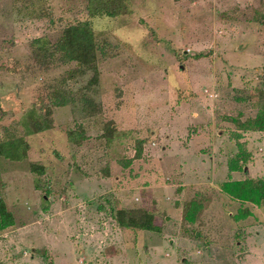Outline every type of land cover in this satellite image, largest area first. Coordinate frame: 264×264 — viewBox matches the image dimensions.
<instances>
[{
  "label": "rangeland",
  "instance_id": "1",
  "mask_svg": "<svg viewBox=\"0 0 264 264\" xmlns=\"http://www.w3.org/2000/svg\"><path fill=\"white\" fill-rule=\"evenodd\" d=\"M86 4L0 0V142L28 146L0 156V264H264V205L220 192L264 183V132L237 124L264 112V0H131L118 20ZM81 21L95 51L38 53ZM122 207L158 230L120 229Z\"/></svg>",
  "mask_w": 264,
  "mask_h": 264
},
{
  "label": "trees",
  "instance_id": "2",
  "mask_svg": "<svg viewBox=\"0 0 264 264\" xmlns=\"http://www.w3.org/2000/svg\"><path fill=\"white\" fill-rule=\"evenodd\" d=\"M131 0H87L86 9L88 18L95 17H107L115 20L120 19L121 16H127L131 14ZM98 34L95 32L88 21H81L75 24H69L65 27L61 35L53 43H49L46 38H38L34 45L36 50L41 56L53 57L54 54L58 55V60L63 63L74 61V44L83 43L85 47H89L91 44L94 47L95 38ZM95 51V47H94ZM37 53V54H38ZM85 65L78 61L74 71L81 72ZM88 67H92L95 74L97 73V67L94 64L88 63ZM97 75H95L96 77ZM54 105L58 106V103ZM242 129H249L255 132H264V112L257 114L253 120L247 122H237ZM111 129L109 126L104 128L105 137H111ZM84 132H77L75 130H68L66 133V139L69 143L78 145L84 139ZM28 150L26 142L22 139L13 138L0 142V156L12 160H20L21 154ZM244 159V158H243ZM238 160H232L236 166ZM237 167V166H236ZM32 171L41 173L44 168L39 164H31ZM234 169L231 167V170ZM221 193H225L230 198L247 202L252 205L262 206L264 205V183L262 180H254L251 178H245L243 180L231 181L222 183L220 186ZM198 209L195 203H191L188 212L185 214V219L192 221L196 210ZM114 219L120 229H134L139 231H156L158 227L154 224L153 214L140 208H117L114 212ZM248 213V212H247ZM244 212H239V215ZM235 219L238 216H234ZM14 225V217L11 211L6 207L5 202L0 198V231L9 228Z\"/></svg>",
  "mask_w": 264,
  "mask_h": 264
}]
</instances>
